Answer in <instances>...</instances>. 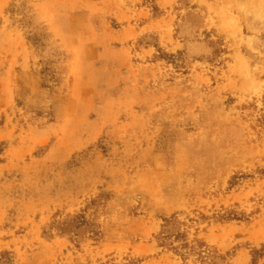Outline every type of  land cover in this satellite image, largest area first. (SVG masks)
I'll use <instances>...</instances> for the list:
<instances>
[{
	"label": "rangeland",
	"instance_id": "374dc122",
	"mask_svg": "<svg viewBox=\"0 0 264 264\" xmlns=\"http://www.w3.org/2000/svg\"><path fill=\"white\" fill-rule=\"evenodd\" d=\"M0 264H264V0H0Z\"/></svg>",
	"mask_w": 264,
	"mask_h": 264
}]
</instances>
